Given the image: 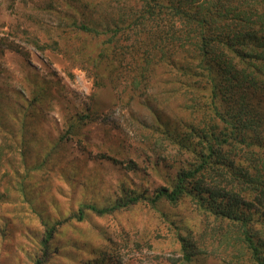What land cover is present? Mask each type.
Returning <instances> with one entry per match:
<instances>
[{"label":"trees","instance_id":"trees-1","mask_svg":"<svg viewBox=\"0 0 264 264\" xmlns=\"http://www.w3.org/2000/svg\"><path fill=\"white\" fill-rule=\"evenodd\" d=\"M40 9L51 24L25 15L39 26L17 30L89 73L91 106L64 107L59 83L27 66L17 88L0 85V168L12 172L0 177V264H122L113 235L126 234L121 217L136 207L158 222L159 251L133 238L156 264H264V0H49ZM106 98L144 138L124 172L115 146L112 165L95 173L67 158ZM48 109L59 112L54 136ZM33 159L28 170L53 166L67 185L61 198L13 168Z\"/></svg>","mask_w":264,"mask_h":264},{"label":"rangeland","instance_id":"rangeland-1","mask_svg":"<svg viewBox=\"0 0 264 264\" xmlns=\"http://www.w3.org/2000/svg\"><path fill=\"white\" fill-rule=\"evenodd\" d=\"M46 1L49 0H0V85L10 83L17 88L23 77V68L27 66L32 71L37 70L45 79L52 80L55 83L58 82L59 86L55 85L53 91L63 106L68 107L70 104L71 107L69 106V108L80 111L85 106H91L92 80L89 73L83 69L70 68L68 61H62L63 63L58 61L51 52L42 53L37 51L30 44L24 42L23 35L17 30V26H32V29L39 26L36 22L27 21L28 16L25 15L37 16L38 22H41V24L43 22L51 24L53 19L51 15L42 12L41 9L39 11L32 10L41 7ZM104 103L108 104L107 109L101 111L96 122L83 129V136L88 140L73 144V147L68 149L67 153V158L76 159L79 162L85 161L88 165V171L94 173L98 169H107L109 164L112 165L110 157L112 152H107L110 146L117 147L118 151L123 154V157H121V159H125L124 164H122L123 171L127 158H130L128 156L133 157L137 153V149L140 148V144L144 139L140 127L130 119L129 112L120 110L116 105H111V100L107 98ZM166 110L169 115H177L174 106H168ZM135 113L140 122H150L151 117L143 110H136ZM43 114L45 115L47 129L54 136L52 123L59 122L58 109H48ZM34 165H36L34 159L23 164L17 160L13 168L17 170L19 175L32 171L34 179L42 184L41 188H44L42 192L49 190L47 184L51 182V197L55 200L61 198L60 194L62 196L65 194L67 185L62 184L56 178H52L53 166L48 167L50 172L46 173H44L45 170H28ZM10 167V165L4 164L0 168L1 178H4L3 176ZM98 172H101V170ZM11 173L8 172V178ZM69 176H71V173H69ZM96 179L98 183L103 182L99 174H97ZM151 180L154 182L153 178ZM97 187L99 191L100 188L98 185ZM107 189L108 187L105 192ZM0 192L4 193L1 185ZM48 192H44V197L49 195ZM42 203V201H39L38 205H42ZM121 219L126 226L120 227L126 234L123 236L113 235V238L116 242L115 255L121 260L122 264H156V261L159 262V259L152 257L154 250L159 251L158 249L162 247V245L160 247L161 239L153 238L156 231L152 228L156 225L158 227V222L154 217L147 214V211H142L139 207H136L123 215ZM105 222L108 226L111 221L107 219ZM139 236L141 245H144V241L150 238L148 245L153 247L154 250H147V248H144L141 252L137 250L133 238L139 239ZM73 237L76 236L73 235ZM149 250L150 252H148ZM165 252L163 251V253Z\"/></svg>","mask_w":264,"mask_h":264}]
</instances>
